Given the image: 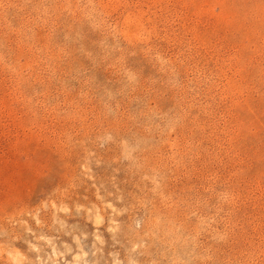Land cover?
Wrapping results in <instances>:
<instances>
[{"label": "rangeland", "instance_id": "obj_1", "mask_svg": "<svg viewBox=\"0 0 264 264\" xmlns=\"http://www.w3.org/2000/svg\"><path fill=\"white\" fill-rule=\"evenodd\" d=\"M0 264H264V0H0Z\"/></svg>", "mask_w": 264, "mask_h": 264}]
</instances>
